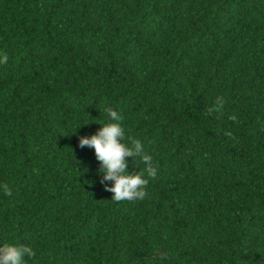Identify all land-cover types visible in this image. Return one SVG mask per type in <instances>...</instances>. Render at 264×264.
Returning a JSON list of instances; mask_svg holds the SVG:
<instances>
[{"label":"trees","instance_id":"1","mask_svg":"<svg viewBox=\"0 0 264 264\" xmlns=\"http://www.w3.org/2000/svg\"><path fill=\"white\" fill-rule=\"evenodd\" d=\"M4 54L0 247L30 246L25 264H264V0H0ZM107 108L157 169L143 200H111L79 147L117 123Z\"/></svg>","mask_w":264,"mask_h":264},{"label":"clouds","instance_id":"2","mask_svg":"<svg viewBox=\"0 0 264 264\" xmlns=\"http://www.w3.org/2000/svg\"><path fill=\"white\" fill-rule=\"evenodd\" d=\"M7 54H4L0 63H6ZM225 101L222 97H217L214 105L207 109V114L221 113ZM111 120L117 123L102 125V127L91 137L80 136L79 147L83 149L85 146L94 149L96 159L100 162L98 169L101 174V184L104 190L113 193L112 199L115 202L132 201L134 199L143 200L147 196L146 188L150 179H155L157 169L152 164V157L145 153L143 145L138 140L132 141V146L127 147L123 141L125 140V132L120 126L123 117L117 111L107 108L105 109ZM229 119L238 122L237 116L232 114ZM87 124V123H86ZM225 135L232 136L231 132H225ZM126 157H139L145 164L144 171L129 172ZM147 172L148 178H144V172ZM113 182L111 186L107 182ZM5 195L11 196L12 190L7 186H3ZM36 255L35 251L27 245H11L5 244L0 247V264H25L24 257L32 258Z\"/></svg>","mask_w":264,"mask_h":264}]
</instances>
